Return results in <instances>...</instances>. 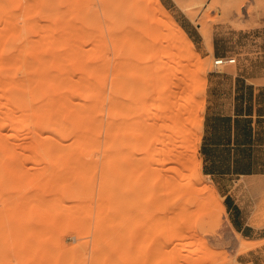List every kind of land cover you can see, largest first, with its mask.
Segmentation results:
<instances>
[{
    "label": "rangeland",
    "instance_id": "obj_1",
    "mask_svg": "<svg viewBox=\"0 0 264 264\" xmlns=\"http://www.w3.org/2000/svg\"><path fill=\"white\" fill-rule=\"evenodd\" d=\"M160 1L170 18L130 0L115 23L112 0H0V124L23 126L0 140V264H162L161 235L183 219L181 263L264 264V239L229 228L201 149L230 100L218 76L264 74V0Z\"/></svg>",
    "mask_w": 264,
    "mask_h": 264
},
{
    "label": "crops",
    "instance_id": "obj_2",
    "mask_svg": "<svg viewBox=\"0 0 264 264\" xmlns=\"http://www.w3.org/2000/svg\"><path fill=\"white\" fill-rule=\"evenodd\" d=\"M218 77L231 83L230 100L212 118L211 137L205 133V165L213 162L205 168L223 197L229 228L244 238L262 240L264 223L257 226L261 214L256 211L264 208V74L225 72ZM221 161L227 166L217 165Z\"/></svg>",
    "mask_w": 264,
    "mask_h": 264
},
{
    "label": "bare ground",
    "instance_id": "obj_3",
    "mask_svg": "<svg viewBox=\"0 0 264 264\" xmlns=\"http://www.w3.org/2000/svg\"><path fill=\"white\" fill-rule=\"evenodd\" d=\"M156 2H158V4H159V8H160V10H161V13L162 14H164V13H166V14H169L168 12H167V9H166V7L161 3V1L160 0H156ZM129 3H130V0H112V5H111V10H109V16L111 17V18H113V21L115 22V23H119L120 21H121V19H123V17H125L124 16V13L127 11V9H128V6H129ZM165 15V14H164ZM165 16H167V15H165ZM167 17H169V15L167 16ZM170 18V17H169ZM40 23H41V21H40ZM42 25V27H43V23H41ZM133 25L136 27V29H138V26L141 28V29H146V24H138V23H136V24H134V21H133ZM39 26H40V24H39ZM174 26H175V24H174ZM45 27H46V25H45ZM41 29V28H40ZM47 30V32H49L48 31V29H46ZM43 32V31H42ZM46 31L44 32V33H47ZM173 33H175V34H179L180 36H182L183 37V39H184V41L186 42V43H191V45H192V41H191V39L189 38V36L185 33V31H184V29H183V27L182 26H180V25H176L175 27H171V34H173ZM43 34V33H42ZM50 34H52V33H50ZM30 38H31V36H30ZM33 39V38H32ZM41 39V38H40ZM55 39H57V38H55ZM63 39H65V38H63ZM27 43V42H26ZM28 43H30V39H29V42ZM27 43V44H28ZM43 43V42H42ZM48 43H50V42H48ZM40 44V43H39ZM52 44V43H51ZM43 45H45V44H43ZM49 45V44H48ZM46 47V46H45ZM50 47H52V46H50ZM42 49V48H41ZM45 58H48L47 57V55H46V57ZM44 58V59H45ZM43 59V60H44ZM49 59V58H48ZM52 59V58H51ZM46 60V59H45ZM50 60V59H49ZM53 60V59H52ZM52 60H50V62L52 61ZM40 63H43V62H40ZM56 63V62H55ZM45 67V66H44ZM43 67V68H44ZM54 72V71H53ZM56 72V71H55ZM51 73V72H50ZM53 74V73H52ZM36 77H38L37 75H35ZM53 76H55L54 74H53ZM50 77V76H49ZM59 77H61V75H59ZM66 78V77H65ZM53 80L52 81H56V83L59 81V80H57L56 79V77H55V79L54 78H52ZM37 80V79H36ZM47 80H49V79H47ZM65 80V79H64ZM71 80V79H70ZM69 82V81H68ZM68 82H66L67 84H64V85H69V83ZM39 83V82H38ZM42 84H46V82L44 83H42ZM42 84H39V85H42ZM60 85V84H59ZM64 85H60L61 86V88H63L62 86H64ZM69 87V86H68ZM66 88V87H65ZM37 89V88H36ZM55 89V88H54ZM50 90V89H49ZM66 92H64V93H62V95H65V97H68V96H66V94H65ZM71 93V92H70ZM52 94V93H51ZM69 94V93H68ZM59 95H61L60 93H59ZM58 95V96H59ZM50 96H52V95H50ZM50 96L48 97V98H46L47 100L48 99H50ZM58 96H56L54 99H53V97L50 99V100H54L55 102L56 101H58V100H56V98H58ZM78 97V96H77ZM76 97V98H77ZM68 98H73V97H68ZM79 98H81V97H79ZM58 99H60V100H63V99H61V97H59ZM67 99V98H66ZM78 99V98H77ZM68 100V99H67ZM72 100H75V97H74V99H72ZM85 100H87V99H85ZM69 101V100H68ZM76 101H80V100H76ZM75 101V103L77 104V102ZM42 102V101H41ZM40 102V103H41ZM46 102V101H45ZM50 102V101H49ZM61 102H63V101H61ZM66 102V101H65ZM72 102V101H71ZM74 102V101H73ZM42 103H44V101L42 102ZM68 103V102H67ZM84 103H85V101H84ZM57 104V103H56ZM55 104V105H56ZM65 104V103H64ZM88 104V101H86V104L85 105H87ZM45 105L46 104H43L42 106L43 107H45ZM47 105H49V104H47ZM47 105H46V108H47ZM58 105V104H57ZM83 105V104H82ZM162 105H163V108L166 110V109H168V111L170 110V112L171 113H173V111L174 110H182L183 108H184V106H183V104H181L179 101H175V102H170L169 104H166V103H162ZM37 106H38V104H37ZM51 106V105H50ZM53 106H54V104H53ZM53 106H51L48 110H57L58 108H54V109H52L53 108ZM75 107H77V105H74ZM38 107H41V106H38ZM43 107H41V108H43ZM57 107H59V105L57 106ZM41 108H39V110L41 109ZM71 108H73V106L71 105ZM77 109V108H76ZM80 109V108H79ZM82 109V108H81ZM27 111L26 112H29L28 111V109H26ZM39 110L37 109H34V111H37V112H39ZM44 110H46V109H44ZM47 110V111H48ZM63 110H64V108H63ZM84 110H86V109H84ZM33 111V110H32ZM31 111V112H32ZM33 111V112H34ZM42 111V110H41ZM66 111H68V110H66ZM61 112V111H60ZM83 112V111H82ZM82 112H80V113H82ZM88 112V111H87ZM34 113H36V112H34ZM40 113V112H39ZM58 113V112H57ZM77 113H78V111H77ZM76 114V113H75ZM83 114V113H82ZM87 114V113H86ZM23 115H25V114H23ZM54 115V114H53ZM64 115V114H63ZM62 115V116H63ZM27 116H29V115H27ZM55 117H53V119H54V121H56V119L55 118H59L60 119V116L58 117L57 115H54ZM30 117V116H29ZM66 119V118H65ZM25 120L27 121L28 119H26V117H25ZM21 122H23V121H21ZM25 123V122H24ZM58 123H60V122H58ZM55 124V122L54 123H52V124H55V127H59L58 125L59 124ZM9 124V123H8ZM8 124H5V123H1L0 124V140L2 139H5V138H7V137H5V138H3L4 136V133H3V130H4V127L6 126V125H8ZM21 123H19V124H14V123H10L9 125L13 128V130L14 131H12V132H18V131H20V130H18L19 128H22L23 126L22 125H20ZM29 124H33V123H28L27 125H29ZM175 124V123H174ZM22 126V127H21ZM85 126V125H84ZM29 127V126H28ZM51 129H53V126L51 125ZM89 127V126H88ZM177 127V126H176ZM175 127V128H176ZM35 128V127H34ZM34 128H32V130L31 131H33L34 130ZM25 129V128H24ZM28 129H31V128H28ZM37 129V128H36ZM89 129V128H88ZM18 130V131H17ZM22 130V129H21ZM48 130V129H47ZM46 130V131H47ZM5 131V130H4ZM27 131H30V130H27ZM49 131H51V130H49ZM80 131V130H79ZM22 132V131H21ZM20 132V134H22ZM24 132H26L25 130H24ZM35 132L36 131H33V133L35 134ZM37 132H38V130H37ZM48 132V131H47ZM46 132V134H48ZM55 132V131H54ZM58 132V131H57ZM19 133V132H18ZM29 133H32V132H29ZM40 133H41V130L38 132V133H36V136L38 137V138H40L37 134H39L40 135ZM44 133V132H43ZM51 133H53V131L51 132ZM59 133V135H60V132H58ZM89 133L90 132H88V131H85V132H82V131H80V134H79V132H78V136L75 138V136H74V138H75V141L76 142H83V140H85V139H87V138H89ZM15 134V133H14ZM50 134V133H49ZM6 136H7V134H5ZM51 135V134H50ZM34 136V135H33ZM42 136H44V135H42ZM46 136H49V135H46ZM52 137H54V138H57L58 136H52ZM91 137V136H90ZM19 138H20V136H19ZM22 138H24V137H22ZM28 138H29V136H28ZM27 138V139H28ZM37 138V140H41V139H38ZM50 139H51V137H49ZM54 138H52V139H54ZM32 139H35V138H32ZM1 140V141H2ZM7 140H9V139H7ZM6 139L4 140V141H7ZM20 140V139H19ZM44 140L45 141H47L45 138H44ZM58 140H60V139H58ZM74 140V139H73ZM30 141V140H29ZM35 142H38V141H35ZM40 142H42V141H40ZM54 142H56L55 141V139H54ZM175 207H174V209H177V204L175 203V204H173ZM170 210H172L171 208H167V210H166V212L167 213H170ZM176 211V210H175ZM183 221H185V219H183L178 225H174L175 227H172V228H170V230H168V231H164L163 233H162V235H161V238H163L164 237V239L162 240V245H160V248H159V251L157 252V255H158V257H157V259H159L160 260V258H162V264H183V263H181V259H182V257H183V255H184V251L186 250V248H187V246H188V244L190 243V240L191 239H193V234H192V232L191 231H189V232H186L185 231V226H183ZM170 245H173V247H172V249H169V247H170ZM195 252L194 251H192V253H190V254H194ZM160 256V257H159ZM157 259H155V262L157 261Z\"/></svg>",
    "mask_w": 264,
    "mask_h": 264
},
{
    "label": "built area",
    "instance_id": "obj_4",
    "mask_svg": "<svg viewBox=\"0 0 264 264\" xmlns=\"http://www.w3.org/2000/svg\"><path fill=\"white\" fill-rule=\"evenodd\" d=\"M236 62L237 58L233 56H219L214 61L216 67L222 66L226 63L233 64Z\"/></svg>",
    "mask_w": 264,
    "mask_h": 264
}]
</instances>
